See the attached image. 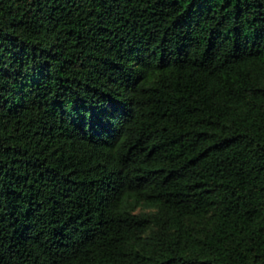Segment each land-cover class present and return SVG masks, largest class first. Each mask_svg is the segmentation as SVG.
Listing matches in <instances>:
<instances>
[{
	"label": "trees",
	"instance_id": "obj_1",
	"mask_svg": "<svg viewBox=\"0 0 264 264\" xmlns=\"http://www.w3.org/2000/svg\"><path fill=\"white\" fill-rule=\"evenodd\" d=\"M0 264H264V0H0Z\"/></svg>",
	"mask_w": 264,
	"mask_h": 264
}]
</instances>
